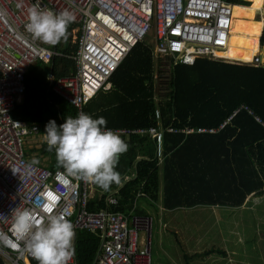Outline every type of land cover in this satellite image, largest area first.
<instances>
[{"label": "built area", "instance_id": "obj_1", "mask_svg": "<svg viewBox=\"0 0 264 264\" xmlns=\"http://www.w3.org/2000/svg\"><path fill=\"white\" fill-rule=\"evenodd\" d=\"M33 5L74 17L70 24L76 50L67 58L74 62L75 71L57 79L50 75L49 86L80 112L98 91L110 89L112 73L136 43L148 37L154 54L167 57L168 69L191 65L197 58L231 63L218 53L228 47L234 4L229 0H0V213L10 216L19 206L30 209L38 218L63 215L71 221L75 233L84 231L98 237L99 247L91 264H151V219L134 215L133 208L128 213L113 210L118 203L115 191L106 195L103 208L88 210L91 193L97 191L92 181L69 175L63 168L50 170L37 164L27 170L21 167V161H29L25 147L29 139L46 144L41 136L45 125L11 116L23 99L26 71L35 62L49 63L54 56H63L55 45L34 39L25 30ZM262 10L264 1L258 12ZM260 36L259 51L249 63L240 64L264 62ZM110 129L125 139L146 136L153 142L157 158L163 156L164 133L215 131L173 126ZM134 177L132 172L124 176V182ZM142 195L138 192L136 197ZM0 234V264H38L22 241L15 246L10 219L0 220ZM69 264H77L75 255Z\"/></svg>", "mask_w": 264, "mask_h": 264}, {"label": "trees", "instance_id": "obj_2", "mask_svg": "<svg viewBox=\"0 0 264 264\" xmlns=\"http://www.w3.org/2000/svg\"><path fill=\"white\" fill-rule=\"evenodd\" d=\"M249 1L244 6L261 9L258 0ZM70 38L71 24L66 39L55 45L63 56H54L49 63L35 62L28 68L23 99L11 111L13 119L41 125L54 120L60 125L65 117L77 115L78 109L49 86L50 75L57 79L75 71L74 62L67 58L76 50ZM150 38L136 43L110 76V89L98 91L80 112L105 118L107 128L173 126L215 131L164 133L160 172L149 138H122L127 150L120 154L116 166L122 185L113 184L107 192L96 185L102 195L99 200L98 195L90 200L88 210L103 208V199L112 191L119 205L115 210L123 212L132 210L139 191L157 201L159 177L163 185L161 206L167 211L235 209L252 193L264 195V126L255 119L264 123V62L247 65L197 58L191 65L178 64L169 68L164 95L156 97ZM260 44L264 49V27ZM26 158H35L37 165L50 170L62 168L57 166L54 148L45 143L27 150ZM132 172L135 177L124 182V176ZM98 247L97 236L76 231L77 264H91Z\"/></svg>", "mask_w": 264, "mask_h": 264}, {"label": "clouds", "instance_id": "obj_3", "mask_svg": "<svg viewBox=\"0 0 264 264\" xmlns=\"http://www.w3.org/2000/svg\"><path fill=\"white\" fill-rule=\"evenodd\" d=\"M73 19L68 12L57 13L33 5L28 11L25 30L34 39L56 45L66 39L68 25ZM106 123L103 117L93 118L81 111L74 117H65L59 126L49 120L41 136L49 148H54L58 167L69 175L92 181L107 192L113 184H121L116 166L127 144L114 130L107 128ZM37 163L33 158L21 161V167L27 170ZM9 219L16 238L15 246L19 247L22 241L24 249L38 264H69L75 255L73 224L63 215L38 218L30 209L18 206L10 216L0 213V220Z\"/></svg>", "mask_w": 264, "mask_h": 264}, {"label": "rangeland", "instance_id": "obj_4", "mask_svg": "<svg viewBox=\"0 0 264 264\" xmlns=\"http://www.w3.org/2000/svg\"><path fill=\"white\" fill-rule=\"evenodd\" d=\"M235 2L248 4V0ZM260 12H257V16ZM235 19L240 18L235 15ZM254 20L262 27L263 18L256 17ZM261 27L254 34L259 35ZM74 36V32H71V44ZM148 42L151 43V38ZM259 46L258 41V51ZM263 53L261 49V55ZM153 56L156 97H162L168 84L169 62L167 57H160L154 52ZM39 143L37 139H29L25 147L27 150L37 148ZM138 159L145 157L139 156ZM157 162L161 164L162 158H157ZM162 187L159 177L157 201L150 202L148 199L152 198L148 194L145 196L149 197L147 199L139 197L132 211L134 215L144 214L151 219V264H264V196H257L235 209L195 207L167 211L161 206ZM94 193L95 190L91 194ZM138 233L140 238L144 237L142 231Z\"/></svg>", "mask_w": 264, "mask_h": 264}, {"label": "bare ground", "instance_id": "obj_5", "mask_svg": "<svg viewBox=\"0 0 264 264\" xmlns=\"http://www.w3.org/2000/svg\"><path fill=\"white\" fill-rule=\"evenodd\" d=\"M257 12L256 9L234 5L231 35L226 51L218 53L221 57L246 63L253 59L258 52L259 38L254 31L261 27L260 23L254 19L256 17L261 19L263 16V12H260L258 16ZM235 15L240 19L234 20Z\"/></svg>", "mask_w": 264, "mask_h": 264}, {"label": "crops", "instance_id": "obj_6", "mask_svg": "<svg viewBox=\"0 0 264 264\" xmlns=\"http://www.w3.org/2000/svg\"><path fill=\"white\" fill-rule=\"evenodd\" d=\"M263 1L264 0H258V1H256L257 2V6H259V7H261L262 8V5H263ZM248 4H250V1L248 0ZM237 6H244V5H237ZM245 7H249V8H252V9H256V10H261L260 8H255V7H250V6H245ZM263 11V16H264V10H262ZM261 11V12H262ZM263 18V22H262V27H261V29L264 27V17H262ZM262 31H263V29H262ZM262 31L260 30V32L262 33ZM257 35V34H256ZM260 36V34L258 35V37ZM263 51H264V49H263ZM263 56H264V53L262 54ZM160 166H161V164H158V166H157V168H158V172H160L159 170V168H160ZM139 192H141V193H143V195L142 196H140V197H145L146 196V194L144 193V192H142V191H139ZM96 193H98V194H96ZM98 195V199L97 200H99L100 199V197H101V195H102V193H101V191H99V192H97V191H95V193H94V195H92V197H91V200L94 198V197H96ZM116 196V195H115ZM257 196H264V195H262V194H254V193H252V194H250L247 198H246V201H245V203L244 204H247V203H249V202H251V201H253ZM106 198V197H105ZM104 198V199H105ZM146 199L147 198H149L148 196L147 197H145ZM103 199V200H104ZM150 202H153V200H151L150 198L148 199ZM119 205H118V203H117V205L115 206V207H113V210H115L117 207H118ZM212 209L213 208H215V207H211ZM119 211V210H118ZM123 212V211H122ZM129 211H127V212H125V213H128ZM138 215H144V214H138Z\"/></svg>", "mask_w": 264, "mask_h": 264}]
</instances>
